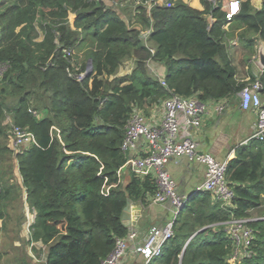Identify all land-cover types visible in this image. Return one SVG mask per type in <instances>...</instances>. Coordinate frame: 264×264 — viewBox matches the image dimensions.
I'll list each match as a JSON object with an SVG mask.
<instances>
[{"label":"trees","instance_id":"trees-1","mask_svg":"<svg viewBox=\"0 0 264 264\" xmlns=\"http://www.w3.org/2000/svg\"><path fill=\"white\" fill-rule=\"evenodd\" d=\"M112 2L134 6L135 23L149 34L143 37L140 29L128 26L104 0H0V181L7 179L0 185V206L18 201L24 188L35 212L29 240L43 246L32 247L36 262L26 261L29 256L21 251L17 264H103L116 238L128 234L125 206L144 203L156 189L149 177L132 175L121 182L117 176L127 159L121 145L134 108L144 114L169 95L168 89L207 102L232 97L258 80L264 94V71L254 76L244 70L258 39L264 42V0L260 10L250 0L241 1L230 20L220 2L215 7L208 0H201L203 11L166 0L152 5L149 15L144 0ZM209 14L215 19L211 25ZM233 38L246 51L237 56L239 69L230 51ZM86 44L85 61L92 71L78 81L75 74L85 72L86 63L78 67L74 57ZM65 50L74 52L73 62ZM128 60L133 71L116 76ZM149 63L165 68L167 88ZM239 71L248 78H239ZM11 124L35 139L15 155L18 185L8 181L13 175L6 143ZM261 161L251 151L229 161L232 206H223L209 192L188 198L174 221L173 237L148 264H264V218L248 222L255 233L251 253L234 261L229 258L232 240L221 224L245 218L248 209L264 212ZM245 181L248 186H235Z\"/></svg>","mask_w":264,"mask_h":264},{"label":"built area","instance_id":"built-area-1","mask_svg":"<svg viewBox=\"0 0 264 264\" xmlns=\"http://www.w3.org/2000/svg\"><path fill=\"white\" fill-rule=\"evenodd\" d=\"M159 1L164 3L166 0H144V6L150 9L152 5L159 4ZM208 1L215 7L220 2V9L225 10L226 20H230L240 9L239 0ZM148 34L149 30L142 31L143 37ZM73 53L72 50H65V55L72 62ZM254 59L256 60V56ZM2 68L0 67V73L3 71ZM85 74L86 71L79 72L75 74V78L82 81ZM157 78L161 85L167 88L164 75L157 76ZM261 87V83L255 80L253 83L245 85L235 95L239 98L240 109L254 108L256 110V120L249 140L264 143V101L260 96ZM168 93L167 97L158 102L162 108V118L158 126L149 124L139 108L133 109L127 121L121 150L127 157L123 166L130 165L136 174L148 173L149 170L154 172L156 189L151 195V199L158 204L169 202L172 219L162 228L151 227L140 239L137 233L132 230L128 231L125 237L116 238L114 248L103 264H118L129 251L130 242L133 243L132 252L142 257L141 264H148L153 258L162 254L164 245L174 235V221L188 199L176 191V183L165 168L168 161L174 157L185 156L190 163L203 164L205 166L204 180L197 192H209L215 200L221 201L223 206H232L231 200L234 198V192L226 177L228 159L217 161L210 154L198 151V144L193 137L195 130L201 127L203 116L208 109L211 107L215 113H223L228 106V98L203 102L195 96L184 97L169 89ZM140 139L146 140L149 144L147 155L140 158L128 157V153L136 147L137 141ZM10 141L14 155L19 153L23 147H30L35 143L30 132L14 124H11ZM122 167L117 171L118 178ZM108 189L106 187V190ZM33 213L35 216L34 211ZM250 221L243 217H232L221 223L225 225L224 230L232 240L231 260L251 252L250 244L255 239V233L248 224Z\"/></svg>","mask_w":264,"mask_h":264},{"label":"crops","instance_id":"crops-1","mask_svg":"<svg viewBox=\"0 0 264 264\" xmlns=\"http://www.w3.org/2000/svg\"><path fill=\"white\" fill-rule=\"evenodd\" d=\"M186 3L189 7L203 11L205 6L201 2V0H181ZM239 4L241 1L239 0ZM105 4L108 6H113L114 9H117V13L121 16V18L128 25H131L137 29L142 30V26L135 23V7H127L122 2H112V0H104ZM159 4H162V1H159ZM250 4L257 10H260L263 6L262 0H250ZM225 5V2H224ZM126 8V9H124ZM124 9V10H123ZM150 9L147 8L148 15L150 14ZM116 11V10H115ZM225 12V10H222ZM206 19L208 23L211 25L215 22V19L212 16L206 15ZM147 31L148 29H143ZM142 32V31H141ZM83 37V33H81ZM236 38L229 40V43L232 45V42H236ZM238 43V41L236 42ZM236 46L241 47L240 52H234V47L230 46V51L233 56V63L236 67H240L237 63V56L242 52H246L241 44H236ZM257 44L253 47V53L245 62L244 70L252 73L254 76L260 75L263 71L256 64L255 56H256ZM85 49L79 51L80 57L85 58L83 54ZM248 56V55H247ZM246 58V57H244ZM243 58V60H244ZM77 61V60H76ZM89 62V60L86 63ZM84 63L77 61L78 67L80 64ZM158 74L164 75L165 68L162 65L154 64L153 65ZM243 67V66H242ZM134 69L133 60L125 61L118 69L116 76L122 77L129 75L127 74L128 70ZM112 78V77H110ZM246 80L247 74L239 76ZM262 100L264 101V94L260 93ZM228 106L226 110L217 114L214 112L213 108H209L205 116H203L202 125L200 128L195 130L194 139L198 144V151L208 153L217 161H230L236 158L239 154L245 156L248 152H257L262 157V167H264V144L255 140H249V136L251 135L254 123L256 120V110L254 108H249L246 110H242L239 108V98L234 95L229 97ZM145 119L149 124H153L158 126L160 124L162 118V108L160 103L152 104L147 111L144 112ZM10 138L8 141V148H10ZM149 151V144L146 140L140 139L137 141L136 147L132 149L128 153V157L140 158L142 156L147 155ZM166 170L172 177V179L176 183V191L186 198L194 197L197 193L198 187L204 180L205 166L203 164L198 163H190L185 156L174 157L168 161L165 166ZM13 172V176L8 179L9 183L15 182L21 183L19 176ZM135 175L140 179L145 177H149L151 180L155 179V174L152 170H149L148 173H135L133 167L130 165L123 166L120 171V181L127 182L130 180L131 176ZM7 179L0 181V185L3 184ZM264 181V177L261 178ZM248 186V182L245 183H235V186L238 185ZM18 185V184H17ZM24 188H22L23 190ZM25 191V189H24ZM261 197L264 198V193H261ZM131 210L127 214L128 219L130 220L129 231H135L137 233L138 238L140 239L151 227H164L171 219V205L169 202L164 204H158L152 201L151 195L149 193L146 194L145 202L141 203L140 201H131L130 202ZM261 211V208H259ZM257 211L256 208L248 209L246 211L247 216L245 218L250 220H260L264 218V212ZM2 226V225H0ZM129 247V251L126 253L123 259H121L118 264H141L142 257L140 255L134 254L132 252V242ZM42 246V244H41ZM43 247V246H42Z\"/></svg>","mask_w":264,"mask_h":264},{"label":"rangeland","instance_id":"rangeland-1","mask_svg":"<svg viewBox=\"0 0 264 264\" xmlns=\"http://www.w3.org/2000/svg\"><path fill=\"white\" fill-rule=\"evenodd\" d=\"M115 10L118 11L117 9H115ZM128 23H129L128 26L133 27L131 25L132 23H130V22H128ZM141 31H144V30L142 29ZM236 42H232L233 44L231 46L234 47V52L238 53L242 50H240L241 47L236 46V44H238ZM88 45L89 44H86L85 47L82 48V49H85V52L83 53L84 55L87 52V46ZM74 59L77 60L78 62H79V59H80V62H83V61L85 62V58L80 57L79 51L76 52ZM148 67L150 68L151 73H153L156 76H161V74L157 73V71L153 65H151L149 63ZM2 69L4 70V67ZM131 72H132V69L128 70L127 74H130ZM238 73H239L238 76L243 75V71H239ZM7 120H9V119H7ZM7 134H8V136L6 139L7 140L6 143L8 145L9 138H11V126H9V128H8ZM9 146H11V147L8 149L12 152L11 153L12 154L11 164H12V170H13L12 174H13V172H15L17 174L16 176H19L17 161H16L15 155L13 154V151H12L11 142H10ZM5 156H7V155H5ZM2 168H3V166H2ZM5 177H7V176L5 175ZM19 179H20V176H19ZM2 208H3V212H4V217L0 218V225H2V226H0V264H17L15 262H17L18 259H20V257H22L21 254H23V253L24 254L26 253L29 256L28 259H25L26 261L28 260L29 263L30 262H36L37 261V257H36L37 255L35 252L32 251V247L36 248L37 250H40L43 247L41 246L40 242L32 243L29 240L30 239L29 227H30V225L34 219V213H33L32 209L26 203V194H25L24 189L22 190V193L20 195V199L18 201L13 200V201H11V203H7V202L4 203L3 202L2 205L0 206V209H2ZM19 208H20V210H19ZM19 211H20V213H19ZM21 251L23 253H21ZM36 252H38V251H36ZM250 253L251 252L249 251V252H247L246 255H242V257H240V258H243L244 256L247 257V256H249ZM229 258H231V255ZM232 261H234V260H232Z\"/></svg>","mask_w":264,"mask_h":264},{"label":"water","instance_id":"water-1","mask_svg":"<svg viewBox=\"0 0 264 264\" xmlns=\"http://www.w3.org/2000/svg\"><path fill=\"white\" fill-rule=\"evenodd\" d=\"M257 50H256V64L261 68L262 71H264V42L259 38L258 41H257ZM92 71V65H91V62L89 61L87 63V66H86V74L90 73ZM131 210V207H130V203H128L125 208H124V214H123V217H122V220H123V223L125 226L129 227L130 226V220L128 219V216L127 214L130 212ZM205 229L204 228H201L200 230H198L196 233L200 232L201 230ZM194 233L192 236H190L187 241L185 242L184 244V247L181 251V254H180V263H181V258H182V255L184 253V249L186 247V245L188 244V242L190 241V239L196 234Z\"/></svg>","mask_w":264,"mask_h":264}]
</instances>
